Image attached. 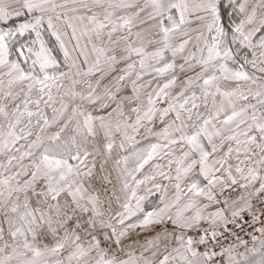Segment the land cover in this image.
<instances>
[{"label": "snow or ice", "instance_id": "obj_1", "mask_svg": "<svg viewBox=\"0 0 264 264\" xmlns=\"http://www.w3.org/2000/svg\"><path fill=\"white\" fill-rule=\"evenodd\" d=\"M0 264H264V0H0Z\"/></svg>", "mask_w": 264, "mask_h": 264}, {"label": "rangeland", "instance_id": "obj_2", "mask_svg": "<svg viewBox=\"0 0 264 264\" xmlns=\"http://www.w3.org/2000/svg\"><path fill=\"white\" fill-rule=\"evenodd\" d=\"M152 199H156V197H152Z\"/></svg>", "mask_w": 264, "mask_h": 264}]
</instances>
